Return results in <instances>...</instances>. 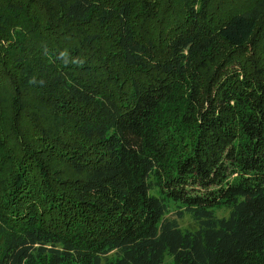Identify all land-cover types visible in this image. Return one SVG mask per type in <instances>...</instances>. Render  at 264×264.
Returning <instances> with one entry per match:
<instances>
[{"label": "trees", "instance_id": "1", "mask_svg": "<svg viewBox=\"0 0 264 264\" xmlns=\"http://www.w3.org/2000/svg\"><path fill=\"white\" fill-rule=\"evenodd\" d=\"M0 264H264V0H0Z\"/></svg>", "mask_w": 264, "mask_h": 264}, {"label": "rangeland", "instance_id": "2", "mask_svg": "<svg viewBox=\"0 0 264 264\" xmlns=\"http://www.w3.org/2000/svg\"><path fill=\"white\" fill-rule=\"evenodd\" d=\"M217 215L227 216L228 212L224 209H219V210H217ZM179 224H180V227L185 231H187V230L195 231L198 229V224L188 214L182 220L179 221Z\"/></svg>", "mask_w": 264, "mask_h": 264}]
</instances>
